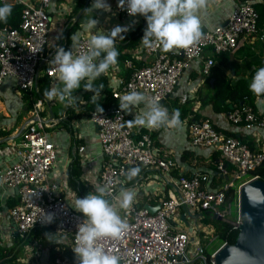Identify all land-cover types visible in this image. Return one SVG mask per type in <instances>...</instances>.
Segmentation results:
<instances>
[{"label": "built area", "instance_id": "1", "mask_svg": "<svg viewBox=\"0 0 264 264\" xmlns=\"http://www.w3.org/2000/svg\"><path fill=\"white\" fill-rule=\"evenodd\" d=\"M6 1L0 0V4ZM12 1L20 4L19 22L15 27L0 26V83L10 77L15 88L36 93L38 74L50 79L57 77L56 67L49 64L55 50L48 53L45 47L50 21L48 7L52 0ZM232 1L233 6L224 23L202 30V38L188 48L165 52L142 45L148 60L132 68L126 78L111 88V96L117 101L103 112L97 108L87 111L86 119L94 128L95 143L99 148V161L93 162L94 156L85 154V145L72 144L75 151L84 154V178L89 183L86 185L94 191L107 189L109 199L119 192L120 187L136 192L138 181L146 171H150L164 188L153 212L133 203L131 209L120 211L129 225L128 230L118 239L101 241L107 252L121 256V264H192L194 261L214 264V253L225 242L208 255L198 245L187 248L192 234L195 236L196 232L202 231L199 226L202 212L218 219L225 218L226 214L229 215V204L223 202L227 186L244 174L247 177L238 182L237 188L258 177L248 173L264 160V148L250 149L232 135L218 132L207 119L202 118L187 121L186 136L190 146L208 147L218 153L215 169L222 182L212 186L211 177L206 173H177L175 161L166 154H159L153 146L149 130L136 137L132 135L130 127L124 123V111L119 108L120 97L133 90L160 102L173 91L192 60L201 61L200 72L207 74L214 60L211 57L202 59L204 49H208L210 54L232 51L247 39L262 38L257 32L258 14L254 4H264V0ZM117 5L115 10L118 13L129 15L126 5L124 8ZM87 40L78 38L79 47L74 54L86 50ZM125 65L131 66L129 60ZM43 99L36 97L31 102L28 118L19 130L20 140L14 143L15 160L0 169V183L16 190L17 201L7 211L14 226V236L23 238L33 228L52 226L56 234L66 237L72 251L77 226L83 216L61 195L59 184L49 180L48 172L56 151L48 129L55 122L43 115L49 112L48 103ZM222 116L224 121L234 126L264 134V113L256 111L246 96H242L237 106L222 112ZM131 167H140L141 172L124 184V172ZM112 203L116 201L112 199ZM48 213L53 214L54 219L52 223L45 224L41 219ZM180 215L185 222L180 220ZM232 217L227 222L237 230L240 223L238 212ZM53 264H76V257L56 256Z\"/></svg>", "mask_w": 264, "mask_h": 264}, {"label": "crops", "instance_id": "2", "mask_svg": "<svg viewBox=\"0 0 264 264\" xmlns=\"http://www.w3.org/2000/svg\"><path fill=\"white\" fill-rule=\"evenodd\" d=\"M105 2L111 6V11L93 10V18L98 20L96 28L93 29V34H95L97 28L103 30L105 35L115 26L127 27L128 29L127 32L121 34L124 36L123 40L119 38L116 40V48L119 52L117 63L105 73L107 87L111 89L117 86L119 80L126 78L132 68H136L134 65L139 67L147 62L148 56L144 54L140 42L146 27V21L139 14L125 16L118 13L115 10L118 0H105ZM14 3L12 0H7L4 4L11 5ZM92 3L93 0H52L50 2L48 7L50 21L45 46L48 53H51L58 46L64 47L66 51L70 50L71 37L74 35L77 38H89L90 33L85 31L83 25L91 15L86 9ZM232 6V0H207L206 7L201 14L202 30L224 22ZM132 33L133 38L128 39ZM209 55V50L204 49L202 59L209 57ZM126 60H129L131 66L125 65ZM259 64L264 66V36L261 40L258 37L247 39L243 44L234 48V51L227 52L226 58L220 54L216 55L211 66L219 69L232 82L245 80L248 87L252 77L251 74ZM200 66L201 61L192 60L180 75L173 91L159 103L166 107L169 113L173 111V105L177 104V109L181 105H185L189 116L194 114L197 118L207 119L218 132L230 134L251 146L252 149L260 150L264 148V134L257 130H247L242 126H234L223 120L222 112H213L209 102L200 103L197 99V89L204 91V87L201 85L205 77L200 72ZM42 77L44 76L40 74L36 76V85ZM3 80L0 83V96L5 98L4 104L0 103V169L15 160L13 148L16 136L14 135L19 133L20 127L28 118L27 111L31 106V104L28 106V101L32 97L29 92L22 90L21 92L18 88H15L10 77ZM58 83L57 77H54L50 79L47 88ZM209 83H212V78ZM81 92L74 94L77 102L74 106H68L67 109H65L66 103H60L56 99L48 100L46 97L43 99L48 103L47 110H49L47 114L45 112L43 115H47L48 118L51 116L55 123L63 119L62 121H65L66 124L64 127L58 128L61 133L56 134L55 131L54 134L51 133V138L55 144L56 158L48 172V177L49 180L59 184L61 195L70 204L75 199L74 191L71 188L74 187L76 190L77 188L78 190L82 188L89 189L86 185L89 183L84 178L85 170L82 163L84 154L75 151L72 144L76 146L85 145V154L93 155V162L99 161L100 158V154L98 155L99 148L95 143L94 128L86 119L87 112L86 115L74 117L78 114L77 105L83 102ZM252 103L256 111L264 113V98L262 95H254ZM143 107L144 105L141 104L131 112L124 111V123L130 127L133 136L136 137L141 132L149 130L150 137L153 134L151 137L153 146L159 154H166L175 161L177 173L183 175L206 173L209 176L214 173L213 169L210 168L213 152L211 148L192 147L188 142L186 136L188 116L181 119L182 125L177 128L150 129L141 126H130L127 122L133 119L135 113H139ZM24 110L27 112L25 113L26 118L21 113ZM129 182L125 179L124 184ZM138 185L134 205L142 207L144 205L156 206V209L158 199L164 193L160 181L153 178L150 171H146L142 174V179L138 181ZM16 201L15 188H7L0 183V247H11L14 237L19 240L15 242L16 247L14 249L18 250L15 257L17 263L53 264V258L56 256H65L72 259L65 252L66 249H69L66 237L56 234L51 228L36 227L23 238L14 236V226L8 218L7 211ZM199 226L202 230L204 229L203 233L212 232L213 234V228H210L209 225L199 222ZM46 234L53 235L47 238ZM6 257H9V255Z\"/></svg>", "mask_w": 264, "mask_h": 264}, {"label": "clouds", "instance_id": "3", "mask_svg": "<svg viewBox=\"0 0 264 264\" xmlns=\"http://www.w3.org/2000/svg\"><path fill=\"white\" fill-rule=\"evenodd\" d=\"M206 4L207 0H118L117 6L124 8L126 5L130 16L139 14L145 19L146 27L140 39L145 48H160L169 52L188 48L202 38L201 14ZM94 9L111 11V6L105 0H93L86 9L91 15L83 25L85 31L90 33L85 51L74 54L79 47L75 35L71 37L70 50L66 51L62 46L55 49L49 64L56 67L59 83L53 84L43 92L48 100L56 99L60 103L74 106L77 102L74 93L81 88L82 82L83 89L93 93V103L100 99L103 88L94 86V82L117 63L119 52L116 40H123L124 36L121 34L128 29L115 26L105 35L103 30L97 28L93 34V29L98 24V20L93 18ZM11 14V5H0V22L7 23ZM248 87L254 95H264V66L255 69ZM141 104L144 107L127 122L130 126L159 129L177 128L182 125L179 109L169 113L157 99H148L138 91L123 94L119 108L131 112ZM96 107L103 112L99 104H96ZM140 172V167H131L124 172V176L127 181H132ZM108 195L107 189L99 188L95 192H88L82 198L75 197L71 203L74 210L83 216L82 222L77 226L75 246L72 248L76 264H121V256L107 252L101 241L118 239L128 230L129 225L120 215V211L131 209L136 193L128 188H121L111 199ZM112 199L116 201L115 204ZM53 219V214L48 213L44 214L41 220L50 224ZM46 235L49 238L53 234Z\"/></svg>", "mask_w": 264, "mask_h": 264}, {"label": "trees", "instance_id": "4", "mask_svg": "<svg viewBox=\"0 0 264 264\" xmlns=\"http://www.w3.org/2000/svg\"><path fill=\"white\" fill-rule=\"evenodd\" d=\"M3 5V4H0ZM12 7V14L8 18L7 23H2L0 22V26L6 25L9 27H15L17 23L19 22V14H20V4L19 3H14L11 4ZM254 9L256 10L258 14V19H257V32L258 34L262 35V38L264 36V4L263 3H255L254 4ZM262 26V27H261ZM133 38V33L128 37V39ZM259 38V37H258ZM261 40V38H259ZM234 51V50H232ZM227 52H230L229 50L227 51H221L217 53L210 54L209 57L214 58L216 55L220 54L224 58H226ZM128 58V57H126ZM208 58V57H207ZM133 62V60H132ZM134 65V62H133ZM137 67L136 65H134ZM263 66L262 64H259L257 68ZM255 71V70H254ZM253 71V73H254ZM253 73L251 75H253ZM44 77L41 78V81L37 83V92H29L32 97L31 100L28 101V106L31 104V102L36 98V97H41L45 98L43 95V92L45 89H47V85L50 83V78L46 75H43ZM212 78V83H209V80ZM94 86H102L103 90L100 93V99L97 100L95 103L92 102V92H87L83 89V82L81 84V88L77 89L74 94H76L79 91L81 92V97L83 102L80 103L78 106V114L74 116L75 118L80 116V115H86V112L90 109H95L96 104H99L102 109H109L112 107V105L117 101L116 98L111 96V89L107 87V79L105 73L102 74L95 82ZM202 87H204V91H200V89H197V99L200 101L201 104L209 102L211 105V110L213 112H226L230 110L231 108L237 106L241 102L242 96H246L247 101L249 104L253 106V97L254 94L249 90V88L246 86L245 80H236L234 82L230 81L226 76H224L219 69L214 68L211 66L209 70V74H205V77L202 82ZM49 88V87H48ZM28 93V92H27ZM264 96V95H262ZM185 102V101H184ZM68 105L66 106L65 109H67ZM177 109V104L172 106V110ZM180 111V120L183 119L184 117L188 116V121L189 120H194L197 119V117L192 114L189 116L187 114V108L185 105H181L179 108ZM171 113V112H170ZM187 114V115H186ZM225 134V133H223ZM153 135V134H152ZM151 135V137H152ZM246 144V143H245ZM247 146L251 148L247 144ZM212 156H211V161L212 164L210 165V168L213 169L214 173L210 176L211 177V185L219 184L222 182V177L219 176V174L216 172L215 169V163L218 159V153L214 150H212ZM230 168V166H227ZM176 171V168H175ZM256 174L258 178L264 180V160L261 162L259 166L254 168L253 170L249 171L248 175H254ZM125 177H124V183H125ZM228 180H230V176L228 177ZM227 180V181H228ZM237 182L234 183L233 181L231 182L230 185L227 186L226 190L224 191V204H229L230 206L235 207L237 203ZM204 218L202 221L204 223H208L206 221L207 218L211 219V224L213 228V234L214 237H216L217 240H219V245L222 242L225 243H232L236 234L235 229H232L230 224L228 222H222L219 221L215 218H212L210 215H205L203 216ZM48 229H53L52 226H46ZM34 229V228H33ZM32 229V230H33ZM36 229V228H35ZM200 233V232H199ZM19 240L13 239L11 247H0V263L3 264H23V263H17L15 262V257L18 253V250H14L16 247V243ZM66 253H68L69 256L74 259V254L70 249L65 250ZM209 253V252H208ZM206 253V255H208ZM9 255V257H6ZM192 264H198L197 261H194Z\"/></svg>", "mask_w": 264, "mask_h": 264}, {"label": "water", "instance_id": "5", "mask_svg": "<svg viewBox=\"0 0 264 264\" xmlns=\"http://www.w3.org/2000/svg\"><path fill=\"white\" fill-rule=\"evenodd\" d=\"M49 119L51 120V116ZM18 135L19 133L14 136ZM144 206L149 212H153L156 207ZM237 212L240 223L234 240L217 248L213 256L214 264H264L263 179L257 177L238 186ZM179 218L185 222L182 215Z\"/></svg>", "mask_w": 264, "mask_h": 264}, {"label": "rangeland", "instance_id": "6", "mask_svg": "<svg viewBox=\"0 0 264 264\" xmlns=\"http://www.w3.org/2000/svg\"><path fill=\"white\" fill-rule=\"evenodd\" d=\"M4 81V80H3ZM21 91V90H20ZM22 92V91H21ZM25 99H26V97H24ZM4 100H5V98L3 97V96H0V103L1 104H4ZM22 100H23V98H22ZM27 100V99H26ZM22 113V115L24 116V118H26L27 117V115L25 114V113H27V112H25V110H24V112H21ZM41 115H42V113H41ZM63 120V119H62ZM62 120H60V122H58V123H55L54 124V126L52 127V128H50V129H48V132L51 134H54L55 132H56V134H59V133H61L60 132V130L58 129V128H61V127H64L66 124H65V121H62ZM59 124H60V126H59ZM55 131V132H54ZM52 136V135H51ZM20 140V137L19 136H16V139H15V143H17L18 141ZM56 153V152H55ZM245 177H247V174H244L240 179H236V180H234L233 182L234 183H236V182H239L240 180H242L243 178H245ZM71 186H72V184H70ZM74 185V184H73ZM82 185V184H81ZM83 186V185H82ZM73 191H74V196L75 197H77V198H82V197H84L88 192H95V191H93L92 189H84V188H82V189H79L78 190V188H77V190L73 187V188H71ZM120 190V189H119ZM237 204V203H236ZM237 213V205L235 206V207H233V206H230L229 205V215L227 216V214H226V216H225V218H223V219H217V220H219V221H222V222H227V219L228 220H231V219H233V215L234 214H236ZM202 215L203 216H205L206 215V213H204V212H202ZM204 218V217H203ZM203 218H201V221H202V219ZM213 218V217H212ZM174 219H176V216H174ZM216 219V218H215ZM206 221L208 222V223H205V224H207V225H209V227L210 228H212L211 226H212V222H211V219L210 218H207L206 219ZM202 223H204V221H202ZM204 230V229H203ZM203 230L200 232V233H195V236L192 234V239L191 240H189V242H188V244H187V248L188 249H192L193 247H195V245H198L197 247H199V248H201V250H202V252L203 253H208V252H210L212 249H214L215 247H217L218 245H219V240H217L216 239V237H214V234H212V232L211 233H208V232H206V233H203ZM200 231V230H199Z\"/></svg>", "mask_w": 264, "mask_h": 264}]
</instances>
